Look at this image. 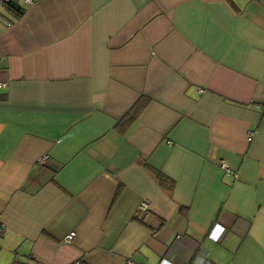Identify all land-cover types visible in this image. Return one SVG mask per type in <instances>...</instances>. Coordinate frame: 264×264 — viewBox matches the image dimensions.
I'll use <instances>...</instances> for the list:
<instances>
[{"label":"crops","instance_id":"obj_1","mask_svg":"<svg viewBox=\"0 0 264 264\" xmlns=\"http://www.w3.org/2000/svg\"><path fill=\"white\" fill-rule=\"evenodd\" d=\"M22 4L0 6V264H264V0Z\"/></svg>","mask_w":264,"mask_h":264},{"label":"built area","instance_id":"obj_2","mask_svg":"<svg viewBox=\"0 0 264 264\" xmlns=\"http://www.w3.org/2000/svg\"><path fill=\"white\" fill-rule=\"evenodd\" d=\"M12 0H0V6H8L9 3H11ZM20 2H24L25 5L27 4H31L33 2V0H20ZM0 17H4V15L1 14L0 12ZM6 19V18H5ZM7 20V19H6ZM6 83L3 81H0V86H5ZM254 132L250 131V133L248 134V138L249 140L253 139ZM48 155H45L43 157H41L42 159L40 160L42 163H44L47 159ZM220 167L222 168V170L227 174H232L235 178H239V173H238V169L237 167L231 163V162H226V161H220ZM149 204V202H147L146 200L143 202L142 204V208L147 207ZM226 230V227L221 226L220 223H217L210 231L209 236L213 237L215 240H218L221 238V236H223L222 234L224 233V231ZM0 232L4 233V227H3V223L1 220V215H0ZM76 230H72V232L68 233L65 235L64 237V241L67 243H71L73 241L74 236L76 235ZM72 264H82L79 261H74V263ZM228 264V263H225Z\"/></svg>","mask_w":264,"mask_h":264},{"label":"trees","instance_id":"obj_3","mask_svg":"<svg viewBox=\"0 0 264 264\" xmlns=\"http://www.w3.org/2000/svg\"><path fill=\"white\" fill-rule=\"evenodd\" d=\"M8 7H10V9H12L13 11H16V14H18V15H22V13L25 11V6H23V4H22V2H20V0H12V2L8 4ZM134 120H135V116H132L131 114H128V116L124 117V119L119 121L118 124L120 125L122 123L125 127H128V125H131V123ZM123 129H125V128H123ZM238 173H239V169H238ZM157 176L159 177V180H160V183L162 184V186L173 188L175 182H174V180L171 177L166 176L165 174H163L160 171L157 172ZM17 263L18 262H16V264Z\"/></svg>","mask_w":264,"mask_h":264}]
</instances>
